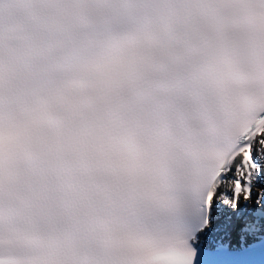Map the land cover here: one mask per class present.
<instances>
[{
  "label": "snow or ice",
  "instance_id": "obj_1",
  "mask_svg": "<svg viewBox=\"0 0 264 264\" xmlns=\"http://www.w3.org/2000/svg\"><path fill=\"white\" fill-rule=\"evenodd\" d=\"M0 264H264V0H0Z\"/></svg>",
  "mask_w": 264,
  "mask_h": 264
}]
</instances>
